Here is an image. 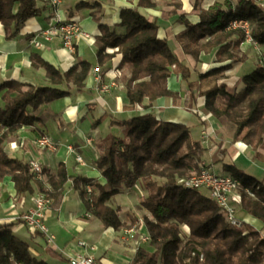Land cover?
<instances>
[{"label":"trees","instance_id":"trees-1","mask_svg":"<svg viewBox=\"0 0 264 264\" xmlns=\"http://www.w3.org/2000/svg\"><path fill=\"white\" fill-rule=\"evenodd\" d=\"M40 1L0 0V23L7 39L17 37L29 18L41 14ZM154 5V0H138L135 7L121 8L117 26L122 30L100 24V18L94 14L102 31L95 40L94 62L79 59L68 70L61 71L32 53V66L45 70L49 85L24 84L15 80L0 82V181L9 176L18 196L32 192L35 183L38 192L50 198L52 208L60 204L70 183L79 190L87 211L104 226L115 230L130 225L121 220L118 209L109 201L121 188H130L139 182L147 190V196L140 204L151 217L143 215L148 240L136 246L129 264H264V233L261 229L245 222L231 224L223 208L209 198L205 190L187 188L177 181L206 168L200 163L203 148L198 139L190 136L189 125L163 121L153 111L113 122L123 127L122 135L108 133L94 140L99 149L95 167L105 178L104 185L85 176L69 175L64 163H59L55 173L43 170L45 180L38 181L27 159L7 152L9 143L20 139L19 130L23 126L33 127L37 137L43 136L40 128L45 126L46 120L36 112L43 105L68 96L72 90L84 91L85 81L94 65L104 66L114 56L106 51V47H117L121 54L119 68L122 69L126 109L152 110L154 102L162 97L171 98L178 105L181 95L167 86L173 70L186 82L185 109L191 111L197 97L204 96L202 111L211 112L221 125L229 124L231 143L242 141L255 151L256 156L264 158L260 152L264 151V51L259 57L260 63L251 72L234 80V83H240L238 89L230 91L223 74L234 62L242 61L237 51L245 40L242 29H226L229 20H247L251 39L264 47V8L255 0L214 2L199 9V21L195 24L185 13L179 14L176 22L185 28L175 40L184 54L197 58L200 53H212L215 61H230L200 71L197 78L192 79L190 68L178 52L165 38L158 36L156 20L145 17L138 10ZM81 7L99 10L100 3L81 1L75 5V8ZM104 118V115L97 118L92 128L101 124ZM218 150L226 155L222 142H219ZM222 167L229 175L241 180L238 209L258 219L264 229L262 182L242 173L231 163L222 162ZM87 185L96 189L91 197H86ZM137 221L132 218L129 223ZM13 226V223L0 224V264H45L30 255L28 243L13 234ZM184 226L188 230H184Z\"/></svg>","mask_w":264,"mask_h":264},{"label":"crops","instance_id":"crops-1","mask_svg":"<svg viewBox=\"0 0 264 264\" xmlns=\"http://www.w3.org/2000/svg\"><path fill=\"white\" fill-rule=\"evenodd\" d=\"M81 1L100 3V12L97 14L100 18L99 23L115 30H122L117 26L120 22V9L135 7L138 2V0H60L58 8L56 7L60 17L76 21L86 33H81L75 38L73 52H69L63 47L60 34L48 40L37 37L42 42L41 47H36L31 43V39L36 36L35 32L38 29L57 25L55 6L49 0L39 2L42 7L41 14L29 18L15 38L7 39L0 23V82L15 80L24 84L49 85L45 70L42 67L32 66L30 57L32 53L38 54L44 61L61 71L68 70L79 59L94 62L97 49L95 40L101 36L102 31L99 23L93 18L94 9L75 8V5ZM138 10L145 17L156 20L159 26L158 36L165 38L180 56L182 52L177 45L175 36L184 30L185 26L176 22V19L179 14L185 12L181 10L178 11V14L169 15L157 8L139 7ZM186 18L195 24L199 21L198 12L195 11L192 14L188 12ZM119 59L120 56L115 54L106 65H94L85 81L84 91L72 90L68 96L43 105L36 112V114L45 117V126L40 130L43 132V136H47L57 144L56 151H48L36 146L34 140L38 137L35 129L23 126L19 134L23 138L24 145L17 148L16 154L25 156V152H28L42 165L43 170L50 173L56 172L59 163H64L69 175L85 176L91 178L93 182L104 185L106 180L95 167L99 149L93 145L88 146L85 142V138L90 135L92 138H97V136L104 137L108 133L118 134L119 126L107 120L96 128H92V123L102 114L107 113L110 121H122L135 114L153 111L155 116L163 121L183 124H188L191 121L188 111L182 105L174 104L171 98H159L154 102L152 110L141 111L136 108L125 109L127 101L123 90L114 91V88L111 92L99 94L96 90L94 69L97 68L102 78L108 81V73L113 70L112 67ZM177 80L181 81L179 75L171 73L167 80L168 88L173 90ZM145 103L146 101H144ZM104 127L108 129L106 128L107 130H103L106 132L102 133ZM241 143L243 142L229 143L226 147V153L229 154L228 161L224 162L233 164L242 173L258 179L264 185V158L256 156L254 150L247 146L244 148ZM69 146L72 147V150L69 149ZM8 149L7 146V152ZM8 153L10 154V152ZM19 154H17L18 157ZM76 154L81 156L82 163L76 161ZM261 154L263 153L261 152ZM212 171L215 172V168ZM217 172L228 174L223 167L219 168ZM137 185L131 189L120 190L110 199L109 204L124 211L132 203L137 202L138 194L142 195L136 188ZM37 193L35 183H33L32 192L18 196L9 176L0 181V224H14L13 234L28 243L32 257L45 264H69L70 256L85 252L95 256L99 264H129L136 248L133 242L123 239L122 229L115 230L112 227H106L98 218L93 217L87 211L79 190L71 187L70 183L67 184L60 204L53 208L49 205L45 210V224L48 227L49 235L53 236V240L49 241L48 236L42 232H30L21 224L19 216L33 206L32 197ZM118 214L121 218L120 211ZM237 215L244 222L258 230L261 229L264 233L263 224L258 219L239 209H237ZM121 220L123 219L121 218ZM78 241L86 242L87 246L85 248L78 246ZM89 246L94 248L91 249Z\"/></svg>","mask_w":264,"mask_h":264},{"label":"rangeland","instance_id":"rangeland-1","mask_svg":"<svg viewBox=\"0 0 264 264\" xmlns=\"http://www.w3.org/2000/svg\"><path fill=\"white\" fill-rule=\"evenodd\" d=\"M223 1L224 0H154L155 5L153 7H150V8L160 9L161 11H163L169 15L178 14V11H181V10H183L185 12V14H187L188 12H189V14H192V13H195V11L198 12L200 8L205 9V8L209 7L214 2H223ZM255 1L257 2V4H259L261 7L264 8V0H255ZM234 2H235V0H234ZM58 5H55V8L56 7L58 8ZM99 12H100V9L99 10L94 9L92 14L94 16V14L97 15ZM248 25H249V23H248ZM227 30H233V29H227ZM179 49H180V47H179ZM106 51L108 53H114V56H115V54H118L120 56V59L118 60V62H116L114 64L115 66L112 67L113 69H116L118 72L117 77L115 78L117 83H118V87L115 88L114 91L115 90L116 91H122V90L124 91L123 84H122V69L119 68V63L121 60V54L118 52L117 47H113V48L112 47H106ZM263 51H264V47L255 43L251 39L250 35L248 37L245 36V40L239 44L238 51H237L238 52L237 56L239 58H241L242 61L237 62V63L234 62L228 69H226L223 72V74L226 76L225 80H228V82H229L230 91H234L240 87V83H238V84L234 83V80H236V78L242 76L243 74L251 72L255 68V66H257L258 63H260L259 57ZM180 54H181L180 58L182 59L184 64L187 65L191 70V77L190 78H192V79H196L197 73L200 71L205 72L208 69L215 68V67H218V66H221V65H224V64L230 62L229 60H226L224 62L215 61L212 53L211 54L200 53L197 58H194L191 55L184 54L183 52ZM173 69H174V66H173ZM110 73H111V71H110ZM171 73L177 74L173 70ZM179 77H180V75H179ZM180 80H181V78H180ZM178 82L179 81L177 80L175 87H173V90L178 92L181 95V101L178 105L179 106L182 105V107H183V100L186 98V95L184 93L185 87H186V82L184 80H181L179 82V87H178ZM98 93L101 94L99 91H98ZM203 103H204V96L197 97V103H196V105H193L192 109H191V111L193 113H195V115L192 114L190 110L188 111L187 109H185L183 107L185 110L188 111V114L191 117V121L185 125L190 126V128H191L190 136L194 139H198L200 141L202 148H203V155L201 156L200 163L203 164L204 167H206L205 169H208L211 171L212 169L214 170V168H215V171L217 172L218 169L222 167V162L228 161V156H229L228 153H226V155H225L218 150L219 142H222V148L227 150L226 147L229 145V143H231V132L232 131L229 127V124L228 125L227 124H224V125L219 124L214 119L211 112H203L202 111ZM126 106H124L125 109H126ZM136 109H139L141 111L144 110V108H142V107H138ZM102 115L105 116V118L103 119L102 122H105V120H107L109 122H119V121H112V120L110 121L107 113H104ZM202 122H204V123L206 122V123L202 124ZM207 127L210 128L209 131L211 132V136H209L208 138L205 137L203 139V137H202L203 133L202 132L204 129L206 130ZM106 128L107 127H104L102 129V133L106 132V131L103 132V130L108 129V128L107 129ZM117 133H118L117 135H122V127L121 126H119ZM97 137H99V136H97ZM94 140H96V138H93V140L91 141V144L87 143L86 140H85V142L88 144V146L93 145V147L96 148V146L94 145ZM34 141H36V139ZM236 142H233V143H236ZM12 143L17 144V148H18V147L24 145L23 138L20 137V139L18 141L17 140L11 141L8 145V148H9L8 152H10L11 155L17 156V154H19V153L16 154L17 148H15V151L11 150V144ZM243 143H241V145H243L244 148H247V147L250 148V146L246 145L245 143H244L245 144L244 145ZM35 144H36V142H35ZM55 145H56V149H57L58 146H57V144H55ZM36 146H38V145L36 144ZM43 149H45V148H43ZM260 152H262L264 154L263 150H260ZM23 156H24V154L20 155L19 157H23ZM24 158H25V156H24ZM193 174H195V173H191L189 176L184 177V178H179L177 181L179 182L181 179L188 178V177L192 176ZM260 176H261V174H260ZM135 185H137L136 188H138L142 194L141 196H139L140 194H138L137 202L132 203L130 206L125 208L124 211H122L120 208H117V209H119L118 211H120V215H121V218L123 219V221H126L128 225L135 226L136 228H138L140 223H142L143 227L141 228V232L142 231L146 232V229L144 227V222H143V215L146 214L148 217H151V216H150V213L146 209L142 208L140 203H141L142 199L146 198L147 190L144 189L142 187L141 183H139V182L136 183ZM134 186H132L128 189H131ZM125 188L126 187H123V188H121V190L125 189ZM90 189H91V191H88L87 186H85L86 197H91L93 192L96 191V189H94L93 186H90ZM238 191H240V189ZM236 209H238L237 206H236ZM132 218H137L138 221L136 223L130 224L129 222ZM127 227H129V226H126L124 228H127ZM183 229L188 230V227L184 226ZM142 244H144V243H142Z\"/></svg>","mask_w":264,"mask_h":264},{"label":"built area","instance_id":"built-area-1","mask_svg":"<svg viewBox=\"0 0 264 264\" xmlns=\"http://www.w3.org/2000/svg\"><path fill=\"white\" fill-rule=\"evenodd\" d=\"M60 0H56V4H59ZM55 18L57 21L56 26H51L46 29H38L31 39V43L36 47H41L42 42L37 38L41 37L45 40L53 38L55 35L60 34L62 39V45L65 49H71V39H75L78 35L83 32L82 28L76 21L71 19H62L59 12H55ZM244 23L243 20H239ZM86 34V33H85ZM246 34V30H245ZM247 37V35H246ZM96 75L94 77L96 83V90L101 94L108 93L112 89L118 87L116 81L117 70L115 69L112 75H109V80L99 79V71L97 68L94 69ZM210 128L203 130L202 137L211 136ZM86 142L91 144L93 140L92 136L85 138ZM36 144L38 147L45 148L48 151H55L56 145L47 136H41L36 139ZM245 145V144H244ZM17 148V144H11V150L14 151ZM72 150V147L69 146ZM26 159L31 166L34 173V178L38 181L45 180L42 165L31 156L28 152H25ZM76 161L82 163V158L79 154H76ZM183 186L187 188L202 189L206 191L209 198L215 200L224 210L227 220L234 225H240L244 222L243 219L239 218L237 215L236 205L241 201V194L238 191L241 189V180L235 176L229 174H215L208 169L202 168L198 173L192 176L181 179L179 181ZM87 190L91 191L90 185H87ZM245 191L253 196L252 192L248 189ZM33 206L28 208L20 216V222L23 224L30 232H42L48 236V240L52 241L53 236L49 235V230L45 224V210L49 207L50 198L42 192H38L32 197ZM246 223V222H245ZM143 227L142 223L136 228L135 226H129L122 229V237L124 240H130L133 242L134 246L145 243L148 240V234L145 231L141 232ZM77 245L85 248L87 246L86 242L78 241ZM93 249V246H89ZM69 264H99L97 258L88 253H77L69 257Z\"/></svg>","mask_w":264,"mask_h":264},{"label":"bare ground","instance_id":"bare-ground-1","mask_svg":"<svg viewBox=\"0 0 264 264\" xmlns=\"http://www.w3.org/2000/svg\"><path fill=\"white\" fill-rule=\"evenodd\" d=\"M50 3L55 6V5H58L56 4V0H49ZM55 12H59L58 9L55 8ZM72 20V19H71ZM239 20H243L244 23L242 21H239ZM78 24V23H77ZM227 29H236V28H240L244 31L245 33V30H246V34L245 36L247 35V37L249 36V25H248V22L247 20L245 19H242V18H232L231 20H229L227 26H226ZM74 40L75 39H71V48L74 49ZM67 51L69 52H73L74 50H71V49H66ZM115 69H113L111 71V73L109 72L108 74L109 75H112V73H114ZM99 79H103L101 74H99Z\"/></svg>","mask_w":264,"mask_h":264}]
</instances>
